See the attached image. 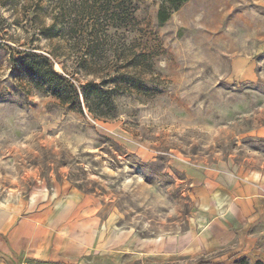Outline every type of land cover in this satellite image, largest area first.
Masks as SVG:
<instances>
[{
	"label": "rangeland",
	"instance_id": "rangeland-1",
	"mask_svg": "<svg viewBox=\"0 0 264 264\" xmlns=\"http://www.w3.org/2000/svg\"><path fill=\"white\" fill-rule=\"evenodd\" d=\"M120 5L0 0V199L74 191L142 237L180 233L197 211L190 171L263 163L264 0H187L163 24L160 0ZM42 57L61 98L31 68ZM91 82L110 116L86 108Z\"/></svg>",
	"mask_w": 264,
	"mask_h": 264
},
{
	"label": "crops",
	"instance_id": "crops-1",
	"mask_svg": "<svg viewBox=\"0 0 264 264\" xmlns=\"http://www.w3.org/2000/svg\"><path fill=\"white\" fill-rule=\"evenodd\" d=\"M254 135L264 140V124ZM189 176L195 219L183 232L165 236L142 237L119 227L112 216L85 210L74 191L0 199V264L264 262V160L247 169L218 162Z\"/></svg>",
	"mask_w": 264,
	"mask_h": 264
},
{
	"label": "trees",
	"instance_id": "trees-1",
	"mask_svg": "<svg viewBox=\"0 0 264 264\" xmlns=\"http://www.w3.org/2000/svg\"><path fill=\"white\" fill-rule=\"evenodd\" d=\"M126 1H128V5L131 3V0H92V2L94 3H99L105 6L106 12L112 9L111 5L117 4L119 7H121L120 4L125 3ZM186 1L187 0H160L159 9L157 11V20L159 24L165 23L170 18L171 13L178 10L181 7V5ZM122 11H125L124 12L125 14L121 16L122 18L125 17L126 20L130 19V17L133 15L132 13L133 10H130V7L128 6L126 9H123V8L120 9L119 12H122ZM112 14H115V12L113 11ZM41 60H42V65L45 67L44 69L43 67H41L40 69L38 63H36L34 60L33 62L31 61L30 63L31 68L37 71L44 70L47 73L45 74L48 78L47 86L49 87V89L53 92V94L56 97L61 98L60 96L65 94L64 93L66 89L65 83H67V80L52 69V66L49 64V60L46 57H42ZM55 79L58 80L57 84H54ZM103 86L104 84H96V83L91 82V83H87V85L83 87L82 97H83V101L85 102V105L88 111L90 112L93 111L92 104H95V107L99 109V113L95 114L96 118L110 116L111 108L114 107L111 97L109 98V96L107 95L108 93H111V91L109 90L104 91ZM107 100L108 101L110 100L109 104H107ZM104 108H107L109 111L108 112L104 111ZM236 261L239 264H264V262H261V261H255L251 263L245 258H238ZM201 264H207V263H201Z\"/></svg>",
	"mask_w": 264,
	"mask_h": 264
}]
</instances>
